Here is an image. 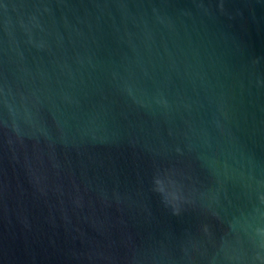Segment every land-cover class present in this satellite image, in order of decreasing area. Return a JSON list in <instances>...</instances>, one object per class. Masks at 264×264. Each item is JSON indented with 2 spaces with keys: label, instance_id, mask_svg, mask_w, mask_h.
<instances>
[{
  "label": "water",
  "instance_id": "95a60500",
  "mask_svg": "<svg viewBox=\"0 0 264 264\" xmlns=\"http://www.w3.org/2000/svg\"><path fill=\"white\" fill-rule=\"evenodd\" d=\"M0 264H264V0H0Z\"/></svg>",
  "mask_w": 264,
  "mask_h": 264
},
{
  "label": "clouds",
  "instance_id": "9594fccd",
  "mask_svg": "<svg viewBox=\"0 0 264 264\" xmlns=\"http://www.w3.org/2000/svg\"><path fill=\"white\" fill-rule=\"evenodd\" d=\"M156 183H157L158 185H161L160 188L158 189V191H160L161 193H164V192H165V189H164V187H163L162 181L157 180ZM170 184L173 185V190L168 191V192L166 193V201H167L168 205H169L170 207H172V209H173V215L179 216V215L181 214V209H180V207L178 206L179 203H180L181 201L189 202V203H190L191 201L188 200L186 197H184L183 192H182V189L179 188V187H177V186L175 185V182L170 181ZM203 231H204L205 233H207V232L209 231V228H208L207 225H204V226H203Z\"/></svg>",
  "mask_w": 264,
  "mask_h": 264
}]
</instances>
